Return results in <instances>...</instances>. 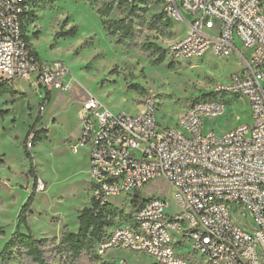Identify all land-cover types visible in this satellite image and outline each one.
<instances>
[{"label": "built area", "instance_id": "1", "mask_svg": "<svg viewBox=\"0 0 264 264\" xmlns=\"http://www.w3.org/2000/svg\"><path fill=\"white\" fill-rule=\"evenodd\" d=\"M154 2L187 29L167 48L170 61L210 54L234 56L239 66L173 126H160L151 102L115 114L92 95L83 99L72 151L89 150L91 199L127 218L105 230L95 253L104 260L128 250L155 264H264V0ZM31 9L25 0H0V84L25 77L38 90L68 91L65 63L43 61L25 39L20 16ZM229 97L246 98L251 122L222 135L204 131V118L222 114ZM157 179L172 187V204L142 196ZM36 187L44 189L40 180ZM119 198L126 202L115 204ZM137 199L142 204L131 207Z\"/></svg>", "mask_w": 264, "mask_h": 264}, {"label": "rangeland", "instance_id": "2", "mask_svg": "<svg viewBox=\"0 0 264 264\" xmlns=\"http://www.w3.org/2000/svg\"><path fill=\"white\" fill-rule=\"evenodd\" d=\"M102 1L56 0L53 4H34L32 13L36 19L25 20L26 25H34L33 29L24 26L26 32H32V36L36 32V38L40 33L34 41L40 58L65 63L71 88L68 91L53 89L52 98L43 110L39 104L45 91L33 87L25 77L11 81L19 96L12 97L9 93L0 96V110L6 112L0 115V226L6 232L5 237H0V250L14 231L17 214L32 191L33 179L28 176L30 163L23 152V141L37 114L42 118L39 125L47 129V139L27 148L44 189H35L27 224L36 238H56L50 245L54 248L51 264H70L62 261L58 239L64 226L71 232L77 230L78 212L88 206L91 199L89 150L72 151L79 130L81 101L92 95L115 114H135L151 102L160 126H173L192 102L211 99L215 87L239 66L234 56L222 58L210 54L181 63L170 61L166 54L162 64L154 65L155 56L141 45L151 42L167 50L174 40L186 34V26L181 22L165 26L162 21L159 27L150 28L149 19L160 10L151 0L145 13L146 22L136 27L139 46L127 49L115 44L114 37L106 34L96 11ZM126 13L123 7H115L107 18L118 19ZM72 26L77 27L74 37L56 36ZM250 122L246 98L229 97L225 111L204 118L202 128L222 135ZM140 192L145 198L159 195L173 203V189L163 180L149 182ZM113 202L120 205L126 199ZM242 216L250 221L247 212ZM123 223L122 218L116 217L107 228ZM104 260L119 264H155L150 256L128 250L116 251ZM7 264L32 263L16 254ZM77 264H92V259L83 256Z\"/></svg>", "mask_w": 264, "mask_h": 264}, {"label": "trees", "instance_id": "3", "mask_svg": "<svg viewBox=\"0 0 264 264\" xmlns=\"http://www.w3.org/2000/svg\"><path fill=\"white\" fill-rule=\"evenodd\" d=\"M56 0H25L31 4L32 9L24 12L20 16L21 27L24 32L25 20H34L36 15L32 13L34 4H53ZM98 2L99 0H89ZM151 0H104L97 7L96 11L101 18L103 28L108 36L114 37V43L123 45L127 49L136 48L139 46L136 40L137 26L141 27L146 22L147 5ZM115 7H123L127 13L118 19H108L107 16ZM162 21H165V26H170L172 23L165 19L163 12L154 14L148 21L150 28H157ZM77 33V27L72 26L67 30H63L56 34L64 38L74 37ZM36 32L34 33V35ZM36 38V36H34ZM25 39L30 45L29 37L25 34ZM145 51L155 56L154 65L163 63L166 57V49L156 45L155 43L145 42L141 45ZM35 56L37 53L32 49ZM9 93L12 97L19 96L20 93L13 89L10 82L0 84V96ZM50 101V91L46 90L45 95L39 104L41 110L44 109ZM195 102V101H194ZM6 112L0 110V115ZM40 113L37 114L33 123L28 127L23 141V152L26 158L29 159L28 176L33 179L32 191L26 202L21 206L17 214V223L14 231L9 235L0 250V264H7L16 254L28 259L32 264H51L53 254L51 243L56 241V238H36L28 224V212L33 202L38 176L35 166L32 161V155L27 148V145L33 146L35 143L47 139V129L39 125L41 121ZM138 198L139 192L135 193ZM136 204L132 203L131 207L137 204H142L143 200H136ZM124 211L116 208L113 205L99 204L91 199L88 206L83 207L77 215V230L75 232L68 231L64 226L61 236L58 239V248L63 252L62 261L70 264H77L83 256H89L92 259V264H119L102 260L94 250L95 244L103 237L107 226L112 225V219L116 217H124ZM124 221L127 218H122ZM6 232L4 227L0 226V237H5Z\"/></svg>", "mask_w": 264, "mask_h": 264}, {"label": "crops", "instance_id": "4", "mask_svg": "<svg viewBox=\"0 0 264 264\" xmlns=\"http://www.w3.org/2000/svg\"><path fill=\"white\" fill-rule=\"evenodd\" d=\"M25 27H27V29H33L34 28V25H30V26H28V25H26L25 24ZM24 30H25V34L29 37V42H30V45H31V48L37 53V55H38V57L40 58V55H39V53H38V51L36 50V48L34 47V41H35V38L32 36V32L31 33H28V32H26V29L24 28ZM28 31V30H27ZM35 33V32H34ZM33 33V34H34ZM55 34V32H51V36H53ZM39 36H40V33L38 34V37L37 38H39ZM36 38V39H37ZM18 79H20V78H17L16 80H18ZM7 94V93H6ZM6 94H3V95H1V96H6ZM9 97V96H8ZM10 98V97H9ZM51 98H52V90L50 91V100H51ZM50 102V101H49ZM82 102V101H81ZM41 121H42V119H41Z\"/></svg>", "mask_w": 264, "mask_h": 264}]
</instances>
